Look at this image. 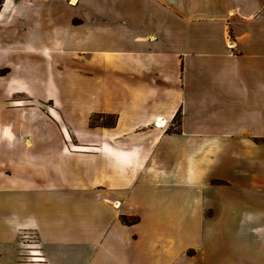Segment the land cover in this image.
I'll return each mask as SVG.
<instances>
[{"label":"crops","instance_id":"crops-1","mask_svg":"<svg viewBox=\"0 0 264 264\" xmlns=\"http://www.w3.org/2000/svg\"><path fill=\"white\" fill-rule=\"evenodd\" d=\"M76 1L1 0L0 264H264V0Z\"/></svg>","mask_w":264,"mask_h":264},{"label":"rangeland","instance_id":"rangeland-1","mask_svg":"<svg viewBox=\"0 0 264 264\" xmlns=\"http://www.w3.org/2000/svg\"><path fill=\"white\" fill-rule=\"evenodd\" d=\"M66 3L67 6H74L76 4L75 2H71L70 0H62ZM1 2V0H0ZM75 3V4H74ZM74 23L76 21L74 20ZM50 60H48L47 64L43 66L42 68V76L44 77H53L55 79V84L57 88H64L65 86L67 88H72V89H78L79 88V61L72 62L70 64H65V63H52L50 64ZM77 60V59H75ZM54 61V59H53ZM52 61V62H53ZM45 68V70H44ZM1 75V73H0ZM48 78H46L47 80ZM72 82L70 83V81ZM44 83L42 84V87L44 89ZM70 84L68 86L64 84ZM45 91V89H44ZM46 93V92H45ZM52 103L50 101H45L44 103L42 102L41 106V114L39 118V130L33 134V131L30 129H25L24 133L28 135H35L37 138L40 139V143L42 144L41 148V153H42V158L49 155L48 153H54L56 149H61L62 151H71L76 150V152H80L81 147H80V142H81V134H80V128H72L71 124L68 122H65L64 120H61L58 118L59 114H56L54 111H49L50 109H54L56 111L58 110L57 107H52ZM79 109V107H78ZM50 112H53L55 117H52ZM77 119L75 120V123L73 124H79V118L80 115L79 113L76 115ZM179 115L175 116L174 122L172 123V126L168 128V132L170 131H175L178 126L179 122ZM113 123V118L108 116V117H94L91 118L90 125H111ZM72 124V125H73ZM155 126V125H154ZM164 127V126H163ZM162 127V128H163ZM67 131L70 135V140L66 141L64 138V132ZM264 150L263 146L261 145L259 147V151L262 152ZM45 154V155H44ZM30 243L28 242H23L24 246H21L18 251H22V255L26 253L27 249H29L27 246ZM26 245V246H25ZM38 257V256H37Z\"/></svg>","mask_w":264,"mask_h":264},{"label":"trees","instance_id":"trees-1","mask_svg":"<svg viewBox=\"0 0 264 264\" xmlns=\"http://www.w3.org/2000/svg\"><path fill=\"white\" fill-rule=\"evenodd\" d=\"M0 6H1V2H0ZM5 72H6V70H1V71H0L1 74H4ZM121 220H122V222H123L124 224H128V223H129V222L126 220L125 217H122Z\"/></svg>","mask_w":264,"mask_h":264},{"label":"bare ground","instance_id":"bare-ground-1","mask_svg":"<svg viewBox=\"0 0 264 264\" xmlns=\"http://www.w3.org/2000/svg\"><path fill=\"white\" fill-rule=\"evenodd\" d=\"M74 0H72V2H73ZM157 122L155 123V127H157V128H162L163 126H164V124L161 122V121H159V120H156ZM117 205V204H116Z\"/></svg>","mask_w":264,"mask_h":264},{"label":"water","instance_id":"water-1","mask_svg":"<svg viewBox=\"0 0 264 264\" xmlns=\"http://www.w3.org/2000/svg\"><path fill=\"white\" fill-rule=\"evenodd\" d=\"M71 1V0H70ZM72 2V1H71Z\"/></svg>","mask_w":264,"mask_h":264}]
</instances>
